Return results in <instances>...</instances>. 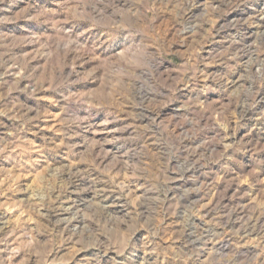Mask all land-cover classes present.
Returning a JSON list of instances; mask_svg holds the SVG:
<instances>
[{"label": "rangeland", "instance_id": "1", "mask_svg": "<svg viewBox=\"0 0 264 264\" xmlns=\"http://www.w3.org/2000/svg\"><path fill=\"white\" fill-rule=\"evenodd\" d=\"M0 264H264V0H0Z\"/></svg>", "mask_w": 264, "mask_h": 264}]
</instances>
